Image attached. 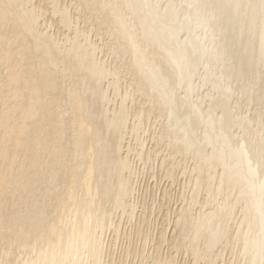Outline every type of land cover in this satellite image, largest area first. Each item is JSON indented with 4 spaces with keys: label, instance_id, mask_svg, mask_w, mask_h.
<instances>
[{
    "label": "bare ground",
    "instance_id": "obj_1",
    "mask_svg": "<svg viewBox=\"0 0 264 264\" xmlns=\"http://www.w3.org/2000/svg\"><path fill=\"white\" fill-rule=\"evenodd\" d=\"M7 141L0 264H264V0H0ZM145 171L188 186L150 252Z\"/></svg>",
    "mask_w": 264,
    "mask_h": 264
},
{
    "label": "rangeland",
    "instance_id": "obj_2",
    "mask_svg": "<svg viewBox=\"0 0 264 264\" xmlns=\"http://www.w3.org/2000/svg\"><path fill=\"white\" fill-rule=\"evenodd\" d=\"M7 139V138H6ZM5 139V140H6ZM8 140V139H7ZM8 143H6V145H7V147H8V149L6 150L7 152H6V154L4 153L3 155L4 156H2V157H0V162L2 161V165L0 164V167L2 166V167H4L5 168V172H6V169H7V167H8V169L10 170V169H12L11 171L14 173L15 172V170L17 169V167H16V160H11L12 158L11 157H14V154H12V151H13V145H10V143H13V141H11V142H9V141H7ZM10 146H11V148H10ZM13 148V149H12ZM11 151H10V150ZM8 150L10 151V152H8ZM7 153H9V154H12V155H7ZM1 156V155H0ZM9 156V157H8ZM8 158H10V159H8ZM8 159V160H7ZM16 159V158H15ZM12 161V163H13V166H12V163H9V161ZM4 161H6V162H4ZM8 163V164H7ZM5 164V165H4ZM9 164H11V165H9ZM15 164V165H14ZM7 165H9V166H7ZM15 167H16V169H15ZM7 169V171L9 172V170ZM15 169V170H14ZM0 170H3V169H1L0 168ZM147 171V170H146ZM145 171V174H141L140 176H139V180L140 181H138L139 183H138V185H140V186H138V189L140 190H138L140 193H138V195H136V199L135 200H138L140 203H138L137 201V203H138V208H137V214H139V213H141V212H143L144 210H145V208H144V206L146 207V210H148L149 208H150V212L152 211L153 212V214L152 215H154V217H152V215H151V217H152V221H154L155 219L154 218H156L157 216V218H156V220L152 223H150L151 224V226L149 225L148 227V237L150 238H148V240L145 242V236H144V234H141L140 236H142V237H140L139 235L137 236H135L134 234V236H135V238H134V236H129L130 238H128V237H125V236H123V235H120L119 237H118V244H117V242H116V245H117V247H116V245L115 244H112V242L114 241L113 239V237H112V233L111 232H107L108 234V236L109 237H107L106 236V241L108 242V243H111V244H108L107 243V245L106 246H108L109 245V247H107L108 249H109V251H110V253H111V255L113 256L114 255V253H115V255H117V254H120V252L122 251V248L124 249V248H127L128 247V245L129 244H131L132 245V241H134L135 243H133V245H135V246H137V247H141V248H143V246H145L146 244H147V247L145 246L144 248H145V252L147 251V252H150V250H152V248L154 249V246L155 245H157L156 243H157V238H158V235H159V233L160 232H158V230L159 231H163V233L164 234H166L167 235V237H169V235L171 234V232L173 231V229H174V221H175V214H176V212L178 211V209H179V206L181 207L182 205H184L185 204V199L183 200V197L184 196H186L187 194H188V186L186 185V183H184L186 180H184V177H182L181 176V174L177 177V181L171 186L170 184H169V180H167L166 178H161V177H158L157 176V178L156 177H153L152 175H150V172L148 171V172H146ZM156 173H160V172H158V169L156 170ZM159 175V174H158ZM152 177H153V179H152ZM155 180H157V181H155ZM162 180H163V183H162ZM180 181V182H179ZM171 182V181H170ZM181 183V184H180ZM159 184H160V186H159ZM180 184V185H179ZM182 185H184V186H182ZM185 185H186V187H185ZM150 186V187H149ZM168 187H169V189H170V187H171V191L168 189ZM179 187V188H178ZM186 188L185 189V192L182 190L183 188ZM164 188V190L165 189H168V191L173 195V200H172V197H171V194H170V199H171V202H170V199L168 198V205H167V203H166V201L163 203L162 201H161V199H162V193H163V191L164 190H162ZM175 188V189H174ZM149 189V190H148ZM146 190V191H145ZM137 191V192H138ZM142 191V192H141ZM144 191V192H143ZM174 191V192H173ZM182 191H183V194H182ZM159 192V194H158V199H157V193ZM144 193V195H146L145 197H143V194ZM149 193V194H148ZM137 194V193H136ZM140 195V196H139ZM152 195V196H151ZM154 195H156V196H154ZM182 196V197H180V196ZM154 196V197H153ZM137 197H139V198H137ZM142 197V198H141ZM153 199H152V198ZM156 197V198H155ZM180 197V198H179ZM146 199V200H144V199ZM177 198V199H176ZM179 198V199H178ZM185 198V197H184ZM160 199V200H159ZM143 200H144V202H143ZM154 200V201H153ZM158 200V201H157ZM176 200V201H175ZM179 200V201H178ZM157 201V202H156ZM159 201H160V203H159ZM184 202L183 204H182V202ZM145 204H143V203ZM154 202V203H153ZM170 202V203H169ZM142 203V204H141ZM151 203V204H150ZM164 205H163V204ZM172 203V204H171ZM160 204V205H159ZM142 205V206H141ZM175 206H176V209H175ZM141 207V208H140ZM168 207H170L171 208V210L170 209H168ZM197 207V206H196ZM144 208V209H143ZM154 208V209H153ZM140 209H142V210H140ZM153 209V210H152ZM168 209V210H167ZM173 209H175V210H173ZM170 210V215H172V213H173V217L172 216H170L169 215V211ZM149 211V210H148ZM160 211V212H159ZM164 211V213H162ZM166 212L168 213V217H169V219H168V217L167 216H165L166 215ZM157 214V215H155V214ZM159 213V214H158ZM161 213V214H160ZM136 214V215H137ZM164 214V215H163ZM135 215V216H136ZM163 216V217H162ZM164 216L165 217H167V219H165L166 221L168 220V222H163L164 224H165V227H164V225H162L161 226V224H162V221H165V220H163L164 219ZM173 219H172V218ZM136 217H134L133 218V221H132V223L131 222H129L128 224L127 223H124L125 221H123V224H122V229L123 228H125L126 230H130V231H134V229H135V226H134V224H135V219ZM159 218V219H158ZM161 218H162V220H161ZM135 219V220H134ZM172 220V223H170L171 221H169V220ZM156 222V223H155ZM134 223V224H133ZM156 224V225H155ZM158 224V225H157ZM170 226H168V225ZM171 224V225H170ZM126 225V226H125ZM132 225V226H131ZM125 226V227H124ZM129 226H131V227H129ZM133 226H134V228H133ZM157 226V227H156ZM155 227V228H154ZM160 227V228H159ZM166 227H168L167 229L168 230H166ZM133 228V229H132ZM151 229H152V231H151ZM155 229H158V230H155ZM161 229V230H160ZM163 229V230H162ZM154 230V231H153ZM165 230V231H164ZM158 232V233H156V232ZM168 231V232H167ZM150 232V233H149ZM168 233V234H167ZM153 234H154V236H153ZM158 234V235H157ZM110 235H111V238H112V242H111V240L109 241V239H110ZM132 235V234H131ZM145 235H146V233H145ZM165 235V236H166ZM127 236V235H126ZM151 236V237H150ZM137 237V238H136ZM122 238V241L125 243H123L122 241L120 242V239ZM126 238L128 239L127 241H131L130 243H128L127 241H126ZM139 238H140V240H139ZM153 238V245H152V239ZM134 239V240H133ZM138 239V240H137ZM126 242H127V244H126ZM137 242H140L139 244L137 243ZM144 242H145V245H144ZM148 242H149V244H148ZM114 243V242H113ZM121 243V244H120ZM136 243H137V245H136ZM143 243V244H142ZM120 244V245H119ZM141 244H142V246H141ZM163 244V249H162V251L164 252L165 251V253L168 251V249H169V247H168V243L167 242H165V243H162ZM120 247H119V246ZM124 245V246H123ZM165 245V246H164ZM122 246V247H121ZM126 246V247H125ZM111 247V248H110ZM113 247V248H112ZM162 247V246H161ZM117 250H116V249ZM115 249V250H114ZM118 249H121V250H118ZM167 249V250H166ZM112 250H114V251H119L118 253L117 252H114V251H112ZM164 253V254H165ZM176 253V254H175ZM177 253H178V255H177ZM182 251H180V253L178 252V251H174L173 252V254L174 255H177L176 257L178 258V261H179V264H194V263H191V262H186V260H185V258H183L184 257V253L185 252H183L182 254ZM225 257L227 258V259H230L231 260V253H230V251H225ZM138 258V259H137ZM129 257V260H132V259H134L133 261H135V262H139V256L138 257ZM188 259V258H187ZM185 260V261H184ZM181 261V262H180ZM186 262V263H185ZM148 263H150L149 261H147V263L146 264H148ZM151 264V263H150ZM203 264V263H202Z\"/></svg>",
    "mask_w": 264,
    "mask_h": 264
}]
</instances>
